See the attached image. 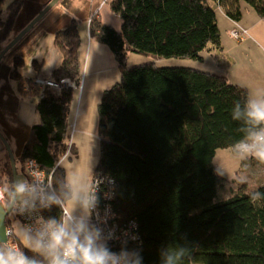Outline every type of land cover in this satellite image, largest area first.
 <instances>
[{"label": "trees", "instance_id": "trees-1", "mask_svg": "<svg viewBox=\"0 0 264 264\" xmlns=\"http://www.w3.org/2000/svg\"><path fill=\"white\" fill-rule=\"evenodd\" d=\"M241 1L264 17V0H213L236 22ZM5 2L0 0V42L22 8L21 0ZM108 5L121 21L119 30L94 13L88 21L90 37L107 44L120 64V80L103 91L97 106L95 173L114 181L111 199L103 197L108 187L101 185V210L110 205L118 230H126L128 220L137 222L132 232L139 240L128 246L139 244L143 264H160L159 249L171 244L190 248L184 264H264V197L253 201L250 195L264 194V179L252 186L241 180L219 196L225 183L213 161L217 150H232L241 136L231 112L247 90L224 75L192 67L127 65L130 53L200 60L204 50H221L214 9L206 0H109ZM78 25L73 18L53 35L61 55L52 72L56 81L80 78ZM13 63L18 89L37 95L38 88L21 90L31 83L17 71L22 58L14 56ZM72 96V89L57 95L43 90L35 104L39 121L29 127L19 151L20 168L14 159L16 172L33 158L51 176L68 135ZM6 166L11 179L8 161ZM52 212L57 215L58 209ZM112 246L118 250L120 242Z\"/></svg>", "mask_w": 264, "mask_h": 264}, {"label": "crops", "instance_id": "crops-1", "mask_svg": "<svg viewBox=\"0 0 264 264\" xmlns=\"http://www.w3.org/2000/svg\"><path fill=\"white\" fill-rule=\"evenodd\" d=\"M108 1L65 0L59 6L72 9L70 16H61L62 11L48 14L50 9L25 34L22 38L24 40L21 39V44L15 45L18 50H14L15 54L20 55L23 59L28 56L33 57L35 61L32 62L33 64L31 63V67L27 65L23 67L21 76L32 78L36 74L52 75L53 70L61 62L60 52L53 43V35L55 31L66 26L71 19L76 18L79 21L78 30L81 41L78 59L81 87L73 89L68 114V136H70L73 145H71L73 153L60 162L65 166L76 164L77 167L84 168L91 147V154L96 161L93 171H95L99 159L97 106L103 91L120 80V64L112 50L107 44L90 37L88 32V21L93 13L104 23L119 30L121 21L112 13ZM38 2L45 3L46 0L36 1V3ZM209 5L215 11L220 32L221 50H204L200 53V60L179 58L156 60L150 56L130 53L127 56V65L156 60L155 63L159 66H187L224 75L231 83L244 87L248 94L256 89L264 88V21L262 17L243 1L240 2L242 14L238 22L228 17L215 2H209ZM22 12L23 10L19 13V17ZM34 15L35 13L26 20H31ZM19 17L17 16L18 19ZM17 18L16 20H18ZM15 23L17 22L15 21ZM236 28L246 29L247 36L244 40L236 41L231 37L230 32ZM42 37H44L42 44L46 45V49L40 47L32 50V54L28 53V46L36 45V42ZM18 83V79H13L5 73L0 75V135L8 140V145L15 155L19 153L28 137L29 127L39 121L35 108L37 99L32 94H22L18 89ZM3 117H11L16 123L12 134L13 129L4 124ZM2 148L4 145L0 137V173L5 170L6 162L10 161L8 152ZM213 161L217 170L225 168V171L220 172V175L226 178L229 176L227 173L235 174L238 164L242 160L237 156H232L228 149H219L216 151ZM244 165L247 170H251L249 172L251 174L253 171L264 170V163L255 159L245 160Z\"/></svg>", "mask_w": 264, "mask_h": 264}, {"label": "clouds", "instance_id": "clouds-1", "mask_svg": "<svg viewBox=\"0 0 264 264\" xmlns=\"http://www.w3.org/2000/svg\"><path fill=\"white\" fill-rule=\"evenodd\" d=\"M231 118L239 122L241 132L232 151L240 160L264 163V88L237 101ZM95 162L90 147L84 168L56 162L49 176L30 161L27 175L0 181V264H143L139 244L128 246L129 240H139L138 235L108 223L115 216L110 205L100 208L101 185L108 187L103 197L111 199L114 181L97 176ZM57 168L63 172L58 174ZM250 195L253 201L264 197L258 190ZM53 207L57 215H43ZM10 219L15 222L6 229ZM131 227H136L135 222ZM114 240L120 242L118 250L109 243ZM189 255L186 245H164L159 262L184 264Z\"/></svg>", "mask_w": 264, "mask_h": 264}, {"label": "rangeland", "instance_id": "rangeland-1", "mask_svg": "<svg viewBox=\"0 0 264 264\" xmlns=\"http://www.w3.org/2000/svg\"><path fill=\"white\" fill-rule=\"evenodd\" d=\"M11 0H6V2H5V5L4 6H6L7 4H9V2H10ZM22 1V8H21V10H20V12L23 10V12H22V15H21V17H19V15H18V17H19V19L18 20H16V22L17 23H14L15 24V26H13V28H12V30L9 32V34H8V36H7V38L6 39H4V40H2L1 42H0V52L2 51V50H4L6 47H7V45L20 33V31L38 14L37 13V11H41L44 7H42L44 4H41V3H44V2H38V3H36V1H38V0H21ZM24 1H25V4H24ZM65 0H63V2H64ZM59 2V0L56 2V4ZM23 4H24V6H23ZM217 6H219L218 4H217ZM49 10H47V12H48ZM59 11H62V15L61 16H70L71 14H72V9H68V8H62L61 6H59V4L58 5H54V7H52L51 8V10H50V12L48 13V14H56V13H58ZM46 12V13H47ZM35 13V15L31 18V20H26V19H28V17H30V15H33ZM83 13V12H82ZM93 15H95L94 17H96V18H98L97 16H96V14H93ZM42 18V17H41ZM41 18L36 22V23H38L40 20H41ZM262 20H263V17H262ZM28 21V22H27ZM102 21V20H101ZM103 22V21H102ZM36 23L33 25V26H35L36 25ZM54 29H55V27H54ZM82 29V28H81ZM246 30V29H245ZM30 31V30H29ZM28 31V32H29ZM234 31H236V32H238L239 34L241 33V35H240V37L239 38H236V37H234L233 36V32ZM28 32H26L25 34H27ZM88 32H89V30H88ZM25 34L14 44V45H12L4 54H3V56L1 57V59H0V75L1 74H3V73H5V74H7L9 77H11V78H13V79H16L17 80V76H16V74H17V72H14V66L12 65V64H14L13 63V58H14V56H19V57H21L20 55H18V54H15V52H14V50L15 51H17L18 50V48L17 47H15V45L16 44H21V39L25 36ZM85 34H86V30H85ZM230 35H231V37L234 39V40H236V41H241V40H244L245 38H246V36H247V34H246V36H245V33L244 32H242V29H239V28H236V29H234V30H232L231 32H230ZM22 40H24V39H22ZM44 41V37H42L39 41H37L36 42V45H32V47L31 46H28V53H33V51L32 50H36L37 48H40V47H42L43 49H44V47H45V49H46V45L45 44H42V42ZM80 41H81V39H80ZM16 46H18V45H16ZM31 53V54H32ZM22 58V57H21ZM25 58L26 59H23L22 58V66H20V67H18V69H17V71L19 72V73H23V71H22V69H23V67L25 66V65H27L28 67H31V63L33 62L34 63V60H33V57H28V56H25ZM127 60H128V58H127ZM154 62H156V60H153ZM32 63V64H33ZM26 76V75H25ZM18 80H21L20 78L18 79ZM79 80H80V78H79ZM79 83H81V82H79ZM79 83H77V85H79ZM33 88V86H32V83H29V84H27V85H25V86H23L22 88H21V90H23L24 92H29L30 93V90ZM48 89V88H47ZM21 92V91H20ZM42 92L43 91H39L38 93H37V95H33L32 94V96L34 97V98H36L37 100L38 99H40L41 98V94H42ZM22 93V92H21ZM23 94V93H22ZM28 94V93H27ZM37 102V101H36ZM36 104V103H35ZM3 122H4V124L7 126V127H10V129H15V125H16V123L13 121V118H11V117H7V118H5V117H3V120H2ZM98 138H99V136H98ZM6 140V142L8 143V140L7 139H5ZM4 145V144H3ZM72 143H71V140H70V136H67L66 138H65V140H64V145H63V149L60 151V153H59V160H58V162H60L61 160H63L65 157H67L70 153H73V148H72ZM226 149H228V150H230V152H231V154H232V156L234 155V156H236L235 155V153L231 150V149H229V148H226ZM2 150H6L5 148H2ZM1 151V150H0ZM11 153H12V157L16 160V162H17V164H18V168H20V165H19V163H20V160H19V158H20V152L19 153H17V155H15L14 154V152H13V150L11 151ZM71 155V154H70ZM244 161L245 160H242V161H240L239 162V164H238V167H237V169H236V171H235V174H232V172L231 173H227V175H229L228 177H226V178H224L222 175H220L221 173L220 172H218V170L216 169V173L219 175V177L224 181V183H225V187L223 188V189H221V191H219V196H221V195H226L227 194V192H229L230 191V187H232V188H236V186L240 183V181L242 180V178H243V180L244 181H247L248 183H249V185L250 186H252V185H254L255 184V181L254 180H256V179H254V178H258V177H260V178H258L257 180H263L264 179V170L263 171H261V170H257V171H253L252 172V174L251 173H249L251 170H247L246 168H245V165H244ZM9 164H10V171H11V163H10V161H9ZM7 167V166H6ZM16 169V168H15ZM63 170V169H62ZM96 170V169H95ZM223 171H221V172H224L225 171V168L224 169H222ZM229 171V170H228ZM45 172V171H44ZM46 173V172H45ZM94 173H95V171H94ZM16 174L17 175H26V174H24V170L22 169V170H18L17 172H16ZM96 174V173H95ZM239 175V176H238ZM49 176H50V174H49ZM6 177H8V172H7V169L5 168V170H2L1 171V173H0V181H3ZM11 177H12V174H11ZM15 222V219H11V223L13 224ZM133 222H135V225L137 224V222L135 221V220H128L127 221V223H126V225H127V229L128 230H130V231H133V229H135V228H132L131 227V225H132V223ZM108 223L111 225V224H114L113 223V221L111 222L110 220L108 221ZM115 225V224H114ZM135 232V231H134ZM136 233V232H135ZM137 235H138V233H136ZM129 242H133L132 240H129Z\"/></svg>", "mask_w": 264, "mask_h": 264}, {"label": "built area", "instance_id": "built-area-1", "mask_svg": "<svg viewBox=\"0 0 264 264\" xmlns=\"http://www.w3.org/2000/svg\"><path fill=\"white\" fill-rule=\"evenodd\" d=\"M242 32H244L245 36H246L247 31L245 29H242ZM232 34L236 38H239L241 35V33L239 34L236 31H234ZM79 82H81V80L76 81V80L70 79L68 77L62 78L61 80L56 81V80L49 78V77H46L42 74H36L32 79V86L37 87L41 91L48 88L52 92L59 94L62 91V89H68V88L75 89V88L81 87V83H79ZM77 83H79V85H77ZM30 161H35V160L33 158H28L23 163V170H24V174H26V175L31 171L30 166H29ZM39 170H40L41 174H46L44 172V170L42 168H40V166H39ZM96 175L102 177L99 174H96ZM52 210H53V208L50 211H44L43 215H45V216L53 215ZM18 219L23 220L24 218L18 217ZM11 225H12V223H11V219H10L9 221H7L5 223V228L7 229ZM116 242H119V241L114 240V241H110L109 243L112 245ZM113 250H115V249H113Z\"/></svg>", "mask_w": 264, "mask_h": 264}, {"label": "water", "instance_id": "water-1", "mask_svg": "<svg viewBox=\"0 0 264 264\" xmlns=\"http://www.w3.org/2000/svg\"><path fill=\"white\" fill-rule=\"evenodd\" d=\"M58 0H51L21 31L20 33L7 45V47L0 52V59L3 54L12 46L14 45L26 32H28L31 27L49 10ZM2 142L4 144V148L8 152L10 163H11V174L12 177L16 176V169L14 158L12 157L11 148L6 142V140L0 135ZM0 233H2V227H0Z\"/></svg>", "mask_w": 264, "mask_h": 264}, {"label": "bare ground", "instance_id": "bare-ground-1", "mask_svg": "<svg viewBox=\"0 0 264 264\" xmlns=\"http://www.w3.org/2000/svg\"><path fill=\"white\" fill-rule=\"evenodd\" d=\"M51 0H46V2L44 3V5L42 6V7H45L49 2H50ZM206 2L209 4V2H213V0H206ZM54 5H56V3L54 4ZM54 5L52 6V7H54ZM51 7V8H52ZM50 8V9H51ZM49 9V10H50ZM40 11H38L37 13H39ZM45 15V14H44ZM43 15V16H44ZM42 16V17H43ZM263 21H264V17H263ZM44 76H46L45 74H44ZM34 77V76H33ZM33 77L32 78H30L31 79V83H32V79H33ZM46 77H49V78H52V79H54L53 77H52V75H48V76H46ZM70 79H72V78H70ZM55 80V79H54ZM74 80V79H73ZM79 81V80H78ZM33 88H37V87H33ZM68 89H72V88H68ZM73 90V89H72ZM57 95V94H56ZM68 136V135H67ZM90 180H91V178H90Z\"/></svg>", "mask_w": 264, "mask_h": 264}, {"label": "flooded vegetation", "instance_id": "flooded-vegetation-1", "mask_svg": "<svg viewBox=\"0 0 264 264\" xmlns=\"http://www.w3.org/2000/svg\"><path fill=\"white\" fill-rule=\"evenodd\" d=\"M22 168H23V166H22Z\"/></svg>", "mask_w": 264, "mask_h": 264}]
</instances>
